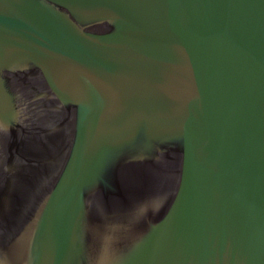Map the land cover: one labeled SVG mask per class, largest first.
Here are the masks:
<instances>
[{"label":"water","instance_id":"obj_1","mask_svg":"<svg viewBox=\"0 0 264 264\" xmlns=\"http://www.w3.org/2000/svg\"><path fill=\"white\" fill-rule=\"evenodd\" d=\"M0 264H264V0H0Z\"/></svg>","mask_w":264,"mask_h":264}]
</instances>
